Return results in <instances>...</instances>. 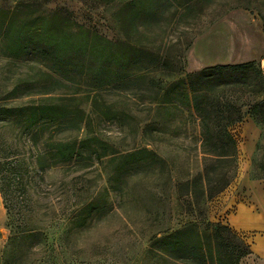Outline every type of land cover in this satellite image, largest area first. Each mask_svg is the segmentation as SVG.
<instances>
[{
    "label": "rangeland",
    "instance_id": "obj_1",
    "mask_svg": "<svg viewBox=\"0 0 264 264\" xmlns=\"http://www.w3.org/2000/svg\"><path fill=\"white\" fill-rule=\"evenodd\" d=\"M131 2L143 7L127 28L124 7ZM18 4L32 5L36 15L57 13L73 31L116 49L123 43L147 59L122 73L114 67L95 90L78 63L68 68L0 49V106L42 104L66 114L31 128L22 115L0 122V146L12 148L2 171L0 264H216L211 226L235 231L218 196L189 195L201 186L203 154L187 76L258 64L264 0H0V9ZM233 81L225 97L243 120L230 128L237 167L229 187L238 189L264 183V106L254 107L262 97L254 72L247 82ZM16 84L18 98L1 101ZM246 122L253 124L249 136L258 134L249 156L248 132L238 130ZM59 142L75 143L77 158L43 168ZM177 232H185L184 241L164 243ZM198 236L204 249L195 256Z\"/></svg>",
    "mask_w": 264,
    "mask_h": 264
},
{
    "label": "trees",
    "instance_id": "obj_2",
    "mask_svg": "<svg viewBox=\"0 0 264 264\" xmlns=\"http://www.w3.org/2000/svg\"><path fill=\"white\" fill-rule=\"evenodd\" d=\"M99 1L109 4L114 0ZM142 7L143 4L138 6L137 3L136 6L132 2L125 5L124 19H128V21H124L127 23V28L133 24L134 17H137L134 10ZM132 11V17L128 16V13ZM262 18L264 20V15ZM67 25V20L57 13L49 17L36 15V12L32 10V5L29 4H18L11 10L0 9V49L10 57L24 55L38 57L55 65L67 63L68 68L73 67L74 63H78L80 68L84 69V72L82 71L84 77L92 82L95 90L102 88L104 79L108 78L111 71L115 72L117 69V73H122L125 69L147 59L145 53L131 52L128 46L123 43V48L116 49L114 47L117 44L98 36H87L80 29L73 31ZM250 72H254L259 79L261 88L259 93H262L260 101L256 102L254 107L264 106V78L259 64L254 62L215 66L187 76L189 99L193 110L200 117L203 154V175L199 179L201 186L189 190V195L194 198L210 201L223 193L234 178L237 167V148L230 128L234 124L240 123L243 120V115L240 113V107L229 102L225 95L228 88L236 85L233 80L239 78L241 81L247 82ZM17 91L18 85L16 84L10 92L5 93L1 101L8 102L17 99ZM252 114L255 117H262L259 111ZM21 115L27 128L35 127L40 122L55 121V119L66 116L62 110L42 104L29 103L22 107L0 106V122L15 120ZM52 148L55 151L53 160L43 168L69 163L77 158L78 151L75 143L59 142L52 144ZM11 149L8 146L5 148L3 145L0 146V160L4 159V162H0V192L2 196L4 192L2 171L7 165L5 161L11 157ZM142 153L150 154L146 150ZM185 235V232H177L166 236L163 241L165 244L174 240L181 241L185 239ZM209 238L212 243L209 250L210 259L216 264H239L241 259L250 254V247L226 226L212 225ZM196 244L195 256L204 249L199 236ZM169 255L172 256V254ZM201 257L205 258V253L201 254Z\"/></svg>",
    "mask_w": 264,
    "mask_h": 264
},
{
    "label": "crops",
    "instance_id": "obj_3",
    "mask_svg": "<svg viewBox=\"0 0 264 264\" xmlns=\"http://www.w3.org/2000/svg\"><path fill=\"white\" fill-rule=\"evenodd\" d=\"M258 64L264 78V55L259 57ZM251 127L253 124L246 122L240 124L238 129L242 135L245 131L248 132V142L244 143L248 149V156L251 145L254 147L258 138L255 129L252 130V137L249 136L248 130ZM245 188L249 197L243 198L240 194ZM218 199H221L223 210L229 211V227L249 244L250 254L244 257L243 264H264V183L244 182L238 189L234 184L221 193Z\"/></svg>",
    "mask_w": 264,
    "mask_h": 264
}]
</instances>
